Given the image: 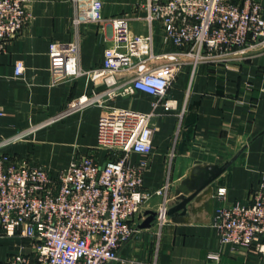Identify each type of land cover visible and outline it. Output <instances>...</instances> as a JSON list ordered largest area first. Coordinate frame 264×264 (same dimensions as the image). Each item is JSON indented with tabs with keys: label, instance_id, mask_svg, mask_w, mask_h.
<instances>
[{
	"label": "crops",
	"instance_id": "crops-1",
	"mask_svg": "<svg viewBox=\"0 0 264 264\" xmlns=\"http://www.w3.org/2000/svg\"><path fill=\"white\" fill-rule=\"evenodd\" d=\"M100 22H73V0H31L29 19L21 32L6 41L0 52V139L31 129L22 139L2 150L46 166L52 173L74 157L90 155L103 165L108 152L96 147L98 104L51 120L70 100L104 87L89 77L51 82L48 46L52 41L78 39L81 68L101 65L103 51L111 43L112 19L127 17L131 33L152 37V51L161 54L174 47L164 39L157 21L149 23L138 0H102ZM264 2V0H260ZM16 59L24 63L14 76ZM162 63L157 59L152 64ZM176 109L155 108L151 152H130L128 163H143L141 190L151 193L133 217L134 231L107 264H264L250 247L223 243L212 225L215 207L247 202L264 177V50L250 49L230 63L204 62L192 69L182 63L167 90ZM155 97L135 91L106 101L109 107L148 112ZM231 164L197 198L186 205L182 221L170 216L159 225L156 218L140 227L146 211L157 212L164 195L153 194L168 184L167 206L176 185L194 165ZM223 187V196L218 189ZM211 198L213 200H211ZM156 217V216H155ZM20 241L0 237V262L17 252Z\"/></svg>",
	"mask_w": 264,
	"mask_h": 264
},
{
	"label": "built area",
	"instance_id": "built-area-1",
	"mask_svg": "<svg viewBox=\"0 0 264 264\" xmlns=\"http://www.w3.org/2000/svg\"><path fill=\"white\" fill-rule=\"evenodd\" d=\"M31 0H0V52L29 19ZM75 24L100 22L102 0H73ZM149 23L157 21L164 39L174 47L155 54L151 34L131 33L127 17L112 19L111 43L100 66L83 69L78 39L52 41L48 46L52 83L89 77L104 85L70 100L51 120L89 105L105 107L99 115L96 147L108 152L100 165L90 155L74 157L52 173L46 166L2 149L31 129L0 139V237L20 241L17 252L0 264H107L132 235L133 217L151 193L141 190L144 165L128 163L130 152L150 153L155 108L176 109L166 96L183 62L194 69L204 62L230 63L250 49L264 50V2L260 0H138ZM162 59V63L152 64ZM24 63L16 59L14 76ZM155 100L148 112L109 107L108 99L135 91ZM3 110L0 107V117ZM168 184L154 191L164 199L156 221L167 220ZM225 189H218L223 196ZM212 225L223 243L250 247L264 260V177L249 201L215 207Z\"/></svg>",
	"mask_w": 264,
	"mask_h": 264
},
{
	"label": "water",
	"instance_id": "water-1",
	"mask_svg": "<svg viewBox=\"0 0 264 264\" xmlns=\"http://www.w3.org/2000/svg\"><path fill=\"white\" fill-rule=\"evenodd\" d=\"M234 157L221 164L194 165L175 187L173 200L167 206L166 215L172 221H182V215L186 213V205L197 198L218 176L231 164ZM211 200H213L211 198ZM147 217L140 227H148L156 216L154 211H146Z\"/></svg>",
	"mask_w": 264,
	"mask_h": 264
}]
</instances>
